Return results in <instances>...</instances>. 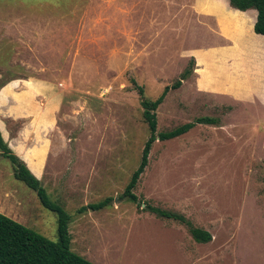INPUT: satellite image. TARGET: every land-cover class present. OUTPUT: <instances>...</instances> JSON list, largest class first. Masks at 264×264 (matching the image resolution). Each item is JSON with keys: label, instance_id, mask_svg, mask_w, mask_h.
I'll return each instance as SVG.
<instances>
[{"label": "rangeland", "instance_id": "1", "mask_svg": "<svg viewBox=\"0 0 264 264\" xmlns=\"http://www.w3.org/2000/svg\"><path fill=\"white\" fill-rule=\"evenodd\" d=\"M85 2L0 0V88L37 80L64 96L41 182L71 216L72 251L93 264H264V149L255 156L244 136L223 133L221 109L191 89L194 60L177 54L220 37L196 18L194 0ZM184 73L182 87L156 112L158 133L204 117L219 124L157 141L135 190L139 203L122 199L150 137L139 89L155 101ZM231 120L253 133L254 119ZM15 168L0 153L7 189L0 199L13 193L2 214L57 242V213L12 177ZM109 197L114 201L104 209L78 213ZM190 228L209 232L212 241L197 242Z\"/></svg>", "mask_w": 264, "mask_h": 264}, {"label": "crops", "instance_id": "2", "mask_svg": "<svg viewBox=\"0 0 264 264\" xmlns=\"http://www.w3.org/2000/svg\"><path fill=\"white\" fill-rule=\"evenodd\" d=\"M84 4L89 8L91 0ZM191 6L196 18L204 20L201 24L219 36L220 41L182 48L177 53L178 59L195 61L191 87L195 96L211 103L213 111L221 109L223 133L231 140L232 135L244 136L241 140L246 143L245 147H252L256 156L258 149H264V133L261 132L264 122V36L255 32L258 12L233 9L230 0H194ZM235 14L239 17L234 18ZM158 52L160 50L155 51ZM143 59L133 57L131 61ZM170 61L172 59H168ZM63 100L64 96L56 86L37 80H13L0 89V132L13 153L39 180L46 172ZM237 115L249 123L254 119L253 133L248 128L243 133L232 122ZM1 179L5 180V177ZM5 186L0 183V189H6ZM5 193L0 199L1 213H7L3 203L13 197V193Z\"/></svg>", "mask_w": 264, "mask_h": 264}, {"label": "trees", "instance_id": "3", "mask_svg": "<svg viewBox=\"0 0 264 264\" xmlns=\"http://www.w3.org/2000/svg\"><path fill=\"white\" fill-rule=\"evenodd\" d=\"M230 6L242 12L256 10L258 12V19L255 25V32L264 36V0H230ZM193 66H195V61H193ZM186 78L187 73H184L182 78L174 85L167 86L162 95L155 101L147 99L145 97V91L142 88L139 89L142 107L144 109L143 117L149 126L150 137L145 144L141 163L132 175L129 184L121 196L122 199L130 200L136 204L139 203V198L135 194V190L139 185L142 175L149 166L151 150L157 141L165 142L179 138L189 133L198 124L211 126L219 124L216 119L204 117L197 119L195 122L180 126L170 132L158 133L157 110L164 103L169 92L180 89ZM0 153L4 158L10 160L11 163L15 165V178L22 181L27 187L37 193L45 209L57 213L59 237L58 241L54 242L0 213V264H93L86 258L72 251V236L69 228L71 223L70 214L61 204L52 200L47 189L42 185L41 180L36 178L28 169L27 165L13 153L5 142L1 132ZM113 201L114 199L112 197L106 198L100 203L89 204L82 207L78 210V213L84 214L89 210H102ZM149 210L160 218L183 220L180 215L158 208H149ZM190 233L199 243H209L213 239L209 232L201 229L190 228Z\"/></svg>", "mask_w": 264, "mask_h": 264}]
</instances>
